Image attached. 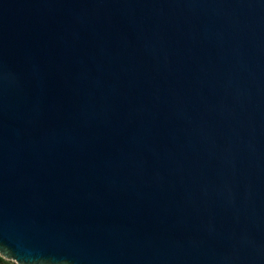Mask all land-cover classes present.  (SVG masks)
<instances>
[{
	"label": "water",
	"instance_id": "1",
	"mask_svg": "<svg viewBox=\"0 0 264 264\" xmlns=\"http://www.w3.org/2000/svg\"><path fill=\"white\" fill-rule=\"evenodd\" d=\"M0 257L264 264V0H0Z\"/></svg>",
	"mask_w": 264,
	"mask_h": 264
},
{
	"label": "trees",
	"instance_id": "2",
	"mask_svg": "<svg viewBox=\"0 0 264 264\" xmlns=\"http://www.w3.org/2000/svg\"><path fill=\"white\" fill-rule=\"evenodd\" d=\"M0 264H15V263L10 262V261H6V260H4V259H2V258L0 257Z\"/></svg>",
	"mask_w": 264,
	"mask_h": 264
}]
</instances>
